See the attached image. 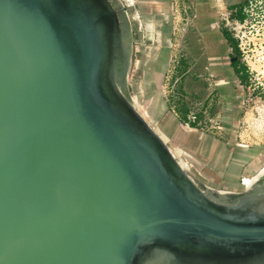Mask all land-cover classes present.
<instances>
[{
  "label": "water",
  "instance_id": "obj_1",
  "mask_svg": "<svg viewBox=\"0 0 264 264\" xmlns=\"http://www.w3.org/2000/svg\"><path fill=\"white\" fill-rule=\"evenodd\" d=\"M128 4L0 0V264H264V168L213 186L144 116Z\"/></svg>",
  "mask_w": 264,
  "mask_h": 264
},
{
  "label": "rangeland",
  "instance_id": "obj_2",
  "mask_svg": "<svg viewBox=\"0 0 264 264\" xmlns=\"http://www.w3.org/2000/svg\"><path fill=\"white\" fill-rule=\"evenodd\" d=\"M122 1L129 3L127 9L133 28V55L129 70L131 93L146 118L149 121L153 118L151 115L155 121L164 118L171 110L169 105L173 98L178 100L176 90L183 86L188 93L185 100L191 108L199 110L203 104L208 106L210 119L203 118L205 121L198 123L199 136L205 133L226 142L232 157L237 155L236 151H247L242 148L264 149V0H249L244 7L245 19L242 21L228 18L225 0L199 1H206L207 9L213 11L207 21L202 10L199 17L189 10L188 5L191 9L193 6L190 0H173L174 6L170 13L173 40L176 43L173 55L175 57L181 52L185 55L188 71L177 78L166 76L163 80L157 74L154 77L151 75L150 17L139 15L135 3L132 4L130 0ZM202 22L203 25L200 24ZM209 22L218 27L227 24L228 33L238 40V49H231L225 42H217L215 52L211 53L207 43L209 38L198 30L203 27L207 29ZM204 34L210 35V32ZM233 55L238 58L231 62L230 57ZM243 66L247 72V84L241 81L236 72V67ZM200 142L196 138V144L200 145ZM174 151L182 155L179 148ZM201 153H207L204 145ZM221 153V147H216L215 158ZM213 159L207 164L215 167ZM229 182L225 178L220 183H210L216 187H226L225 184L231 187Z\"/></svg>",
  "mask_w": 264,
  "mask_h": 264
},
{
  "label": "crops",
  "instance_id": "obj_3",
  "mask_svg": "<svg viewBox=\"0 0 264 264\" xmlns=\"http://www.w3.org/2000/svg\"><path fill=\"white\" fill-rule=\"evenodd\" d=\"M134 1L136 5V12L144 17H150V62L152 67V77L157 74L158 78H161V80H163L166 76L167 78L173 77L174 79L177 78L178 75H184V73L188 71V61L185 58V55L182 52L180 53V55H177L175 57L173 55V48L176 45L173 40L174 31L172 30V20L170 17V13L174 6L173 0ZM199 1L202 0H198V2ZM205 2L196 3L195 8L196 16L199 17L200 15H202L203 11V17H205L207 21L209 20V15L211 16L213 11L207 9ZM203 23L204 22L200 24L203 25ZM204 25H206V23ZM198 30L200 31V33H202V35H206V38H209V40H207V43L209 44L208 49L211 53H213V51L215 52L217 42H225L232 49V45L222 31V27H218L216 26V24L210 23L208 24L207 29L203 27ZM208 32H210V35L204 34ZM180 88L185 91V96H187L188 93L183 88V86H181ZM185 96L183 100H185ZM177 98V101H179L180 97L177 96ZM177 101H175V98H173V102L170 105L168 104L171 110L173 109L172 111L174 113L169 110L165 117L160 119V121L152 120L155 117L151 115L153 118L150 119L154 128L157 131L159 130L158 132L162 137H166V139L164 137L163 138L172 146L173 149L179 148L182 156L188 161L189 164H191V167L195 174H197V176H199L202 180L211 184V181L220 183L225 178H228L230 180L229 185L231 187L225 184L226 187L222 188L229 187L228 189H242L244 181L243 177H246L244 175L255 173L259 168L264 166V149L257 151V147L247 149L242 148L243 150L247 151L242 153L236 151L237 155L232 157L233 154L230 152V149L226 142L216 137H209L205 133H202V135L199 136V130L197 128L198 123L201 121H205V118L210 119L207 109L208 106L203 104L199 110L193 109L191 108V106H189V118L191 114H197L196 119L198 118L197 125L191 126L188 122L183 121L178 115L177 109L179 104L177 103ZM262 117L264 125V114L262 115ZM196 138L201 140L200 145L196 144ZM192 143L194 145H191ZM247 143L250 142H246V144ZM203 145L205 146L207 151L206 155H202L201 153V147ZM216 147H221L222 153L220 156H217L215 158ZM250 149H252L251 152H249ZM231 158H233L232 161ZM212 159L213 161H215V167L207 164ZM239 178L241 179L240 182L237 181Z\"/></svg>",
  "mask_w": 264,
  "mask_h": 264
},
{
  "label": "trees",
  "instance_id": "obj_4",
  "mask_svg": "<svg viewBox=\"0 0 264 264\" xmlns=\"http://www.w3.org/2000/svg\"><path fill=\"white\" fill-rule=\"evenodd\" d=\"M240 20L242 21L243 19H245V14H241L240 16ZM224 34L226 35V38L228 39V41L230 42V44L232 45V47H234L235 49H238L237 46H234V42H233V37L228 33V32H224ZM236 72L239 75L241 81H243L245 84H247L248 80H247V72H246V68L243 67H236ZM178 96L180 97V100L177 101L178 105V114L181 117V119L183 121L188 122L191 126H196L197 125V121L198 118L194 121L190 120L189 118V104L186 100H183L184 96H185V91L180 89L176 90ZM197 115V114H196Z\"/></svg>",
  "mask_w": 264,
  "mask_h": 264
},
{
  "label": "flooded vegetation",
  "instance_id": "obj_5",
  "mask_svg": "<svg viewBox=\"0 0 264 264\" xmlns=\"http://www.w3.org/2000/svg\"><path fill=\"white\" fill-rule=\"evenodd\" d=\"M131 1V3L132 4H134L135 3V1L134 0H130ZM191 1V2H190ZM189 2L190 3H192L193 2V6H192V9H191V6L190 5H188V8H189V10L191 11H193V13H194V15L196 16V8H195V4H196V1H197V3H199L198 2V0H190ZM249 0H225V8H226V10L229 12V14H228V18H231L232 20H236V21H241L240 20V15L241 14H244V7H245V4L248 2ZM226 26H224L223 24L221 25V27H222V31L223 32H228V29H227V24H225ZM234 39V38H233ZM233 42H234V46L236 45V46H238V40H237V38H235L234 40H233ZM232 49H233V47H232ZM234 57H236L235 59H233ZM237 58H238V56L237 55H233V56H231L230 57V59H231V62H233V60H237Z\"/></svg>",
  "mask_w": 264,
  "mask_h": 264
},
{
  "label": "bare ground",
  "instance_id": "obj_6",
  "mask_svg": "<svg viewBox=\"0 0 264 264\" xmlns=\"http://www.w3.org/2000/svg\"><path fill=\"white\" fill-rule=\"evenodd\" d=\"M143 113V112H142ZM144 114V113H143ZM145 116V115H144ZM263 168H264V166H263ZM263 168H261L260 170H258V171H256V173L255 174H253L252 176H246V177H243L244 178V181H243V183L244 184H248V183H250V181L256 176V174H257V172H259V171H261Z\"/></svg>",
  "mask_w": 264,
  "mask_h": 264
},
{
  "label": "built area",
  "instance_id": "obj_7",
  "mask_svg": "<svg viewBox=\"0 0 264 264\" xmlns=\"http://www.w3.org/2000/svg\"><path fill=\"white\" fill-rule=\"evenodd\" d=\"M190 119H191L192 121L196 120V115H195V114H191Z\"/></svg>",
  "mask_w": 264,
  "mask_h": 264
}]
</instances>
